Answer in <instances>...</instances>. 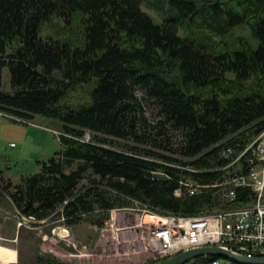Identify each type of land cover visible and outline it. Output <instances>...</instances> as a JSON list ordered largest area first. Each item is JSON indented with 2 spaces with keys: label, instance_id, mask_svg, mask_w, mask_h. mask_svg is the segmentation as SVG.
I'll list each match as a JSON object with an SVG mask.
<instances>
[{
  "label": "trees",
  "instance_id": "trees-1",
  "mask_svg": "<svg viewBox=\"0 0 264 264\" xmlns=\"http://www.w3.org/2000/svg\"><path fill=\"white\" fill-rule=\"evenodd\" d=\"M168 1L180 14L156 24L142 11V0H0V109L63 126L61 151L42 162L38 174L13 185L0 171L4 192L22 215L58 217L70 226L89 219L102 229L111 211L137 202L160 216L193 217L241 209L254 198L250 189L238 188L230 204L214 186L225 180L217 170L228 163L223 152H241L264 131V0H212L203 10L194 0ZM77 16L81 44L43 34L54 20L72 26ZM190 22L206 33L181 37L179 27ZM243 25L257 49L245 41L240 50L219 44ZM6 68L14 93L3 89ZM80 91L85 98L74 97ZM144 102L158 108L156 124ZM167 126L182 133L171 151L191 161L107 147L115 145L110 139L144 144L154 134L162 140ZM86 177L91 185L81 190ZM186 181L201 192L176 195ZM219 260L198 257L188 264ZM37 264L58 263L40 258Z\"/></svg>",
  "mask_w": 264,
  "mask_h": 264
},
{
  "label": "rangeland",
  "instance_id": "rangeland-1",
  "mask_svg": "<svg viewBox=\"0 0 264 264\" xmlns=\"http://www.w3.org/2000/svg\"><path fill=\"white\" fill-rule=\"evenodd\" d=\"M194 1L201 10L212 2V0ZM141 9L156 24H162L171 15L176 14V11L180 14V11L172 7L168 0H142ZM204 28L200 27V23L190 22L188 27H179V35L183 38L198 37L206 33L207 30ZM82 33L79 16L73 19L72 26H67L62 20L56 19L43 29L45 36L68 38L78 44L82 43ZM218 41L221 45L229 44L231 48L239 50L240 41H245L246 45L249 44L254 49H257L259 44L258 40L252 37L248 25L233 29L225 39ZM218 50H222L220 46ZM2 77L3 89L14 93L8 68L3 70ZM229 78L232 79V75ZM85 96L83 91L74 94L77 99ZM144 106L146 116L151 123L156 124L160 121L156 106L148 102H144ZM62 131V123L57 120L39 115L27 120L0 109V171L5 182L10 181L13 185H18L22 178L38 174L41 170L40 164L61 151ZM155 139L158 140L156 144ZM85 140L89 142L92 140L89 132ZM110 140H113L115 145H107V147L115 150H123V147H138L182 162L191 161L171 151L179 148L182 133L172 131L169 126L162 140L154 134L152 139L144 144H137L133 140ZM150 158L161 161L159 158ZM169 163L173 164V162ZM224 167L217 170L225 173L227 179L225 182L231 185L236 171L234 168L229 171ZM157 176L165 178L162 173H158ZM89 178L86 177L82 181L79 189L83 190L91 185ZM183 184L187 185H183L181 192L178 190L176 195L199 194L202 190L193 181H186ZM223 192L225 189L221 191ZM137 204L138 202L129 208L111 211L110 218L102 229L93 225L89 219L73 226L58 217L37 221L25 217L17 210L9 195L4 192V184L0 183V264H37L40 258L52 259L58 264H151L174 258L175 256L164 258L150 234L154 226L163 223L156 217L163 220L168 216H160L151 212L147 206H137ZM223 261L225 263L226 260Z\"/></svg>",
  "mask_w": 264,
  "mask_h": 264
},
{
  "label": "built area",
  "instance_id": "built-area-1",
  "mask_svg": "<svg viewBox=\"0 0 264 264\" xmlns=\"http://www.w3.org/2000/svg\"><path fill=\"white\" fill-rule=\"evenodd\" d=\"M223 158L228 161L224 168H234L236 174L231 177V185L225 177L214 187L225 189L224 199L230 204L236 200L238 188L250 189L254 198L241 209L225 208L193 217L168 216L150 232L164 258L209 246H220L249 258L264 256V132L239 153L226 149ZM213 264L223 263L219 260Z\"/></svg>",
  "mask_w": 264,
  "mask_h": 264
},
{
  "label": "water",
  "instance_id": "water-1",
  "mask_svg": "<svg viewBox=\"0 0 264 264\" xmlns=\"http://www.w3.org/2000/svg\"><path fill=\"white\" fill-rule=\"evenodd\" d=\"M198 257H215L233 264H264V256L249 258L220 246H209L188 250L166 261L163 264H188Z\"/></svg>",
  "mask_w": 264,
  "mask_h": 264
},
{
  "label": "bare ground",
  "instance_id": "bare-ground-1",
  "mask_svg": "<svg viewBox=\"0 0 264 264\" xmlns=\"http://www.w3.org/2000/svg\"><path fill=\"white\" fill-rule=\"evenodd\" d=\"M222 155H223V154H222ZM221 190H222V189H221ZM224 198H225V197H224ZM221 208H222V207H221ZM156 219H157L158 221H160V222H161V221H162V222H165V219L162 220V219H160L159 217H156ZM195 260H196V259H195ZM220 261H223V260H220ZM226 261H227V260H226ZM223 262H224V261H223ZM164 263H165V262H164ZM213 263H214V262H213ZM213 263H212V264H213ZM223 264H224V263H223ZM225 264H226V263H225Z\"/></svg>",
  "mask_w": 264,
  "mask_h": 264
}]
</instances>
